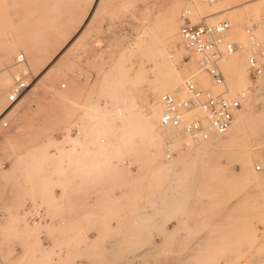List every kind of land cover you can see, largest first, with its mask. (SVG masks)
I'll return each instance as SVG.
<instances>
[{"label": "rangeland", "instance_id": "rangeland-1", "mask_svg": "<svg viewBox=\"0 0 264 264\" xmlns=\"http://www.w3.org/2000/svg\"><path fill=\"white\" fill-rule=\"evenodd\" d=\"M187 6L186 0H0V78L11 79L0 109L7 113L0 124V173L9 169L0 176V264H264V210L253 183L238 173L239 159L260 133L246 132L229 150L217 146L168 170L144 126L158 58L135 44L148 29L159 33L168 15L178 28L206 24L205 13L187 16ZM250 16L224 14L208 22H230L245 34L250 55L244 30ZM254 34L264 50V27ZM18 53L26 61L21 67ZM21 69L31 86L8 108L6 94ZM119 69L125 74H114ZM246 72L253 119L261 123L264 74L250 78L247 66ZM173 150L184 151L182 142L163 147V153ZM72 160L84 174L109 180L108 190L118 194L101 200L87 226L68 236L47 195L67 177ZM253 171L264 177V169ZM44 206L39 221L28 220ZM91 221L99 227L93 242L85 234ZM70 245L82 250H62Z\"/></svg>", "mask_w": 264, "mask_h": 264}, {"label": "bare ground", "instance_id": "bare-ground-1", "mask_svg": "<svg viewBox=\"0 0 264 264\" xmlns=\"http://www.w3.org/2000/svg\"><path fill=\"white\" fill-rule=\"evenodd\" d=\"M186 1L188 2V6L185 10L186 15L196 16L197 14L205 13L202 21L206 23V25H211V22H208V20L211 18H215L218 15L230 14L232 16H238L242 15V13H249L251 15L250 21L252 25L257 24V28H261V25H259V23L261 22L259 13L260 10L264 8V0H219L218 2L213 4H207L200 0ZM97 3H99V0H96V4ZM178 29L179 28L176 17L174 15H168L164 18L163 25L160 28L159 33L155 34L152 29H148L145 32L143 38L139 39L135 44V47L144 46L146 50H149V53L152 57L158 58L152 62L154 70L152 71L150 80L147 84L151 95H153L154 97V100L152 104L148 105L143 110L144 126L149 134L151 143L155 148L153 154L156 155V159L159 162H163L161 156L162 154H164V156L168 160V165L166 166H169L168 170H170L171 165L180 162H188L187 164H189L190 161L199 159V157L202 155H207V153L212 148L216 149L214 147L220 146L224 148L223 150H229V147L236 141H238L243 135H245L246 132H259L260 138H258L256 142L252 144L246 155L239 159L238 173L239 175L245 176L248 182L253 183V193L256 196L260 197L258 208L264 210V177L261 174H256L253 171V168L256 169L259 164H264V159L260 157V152L263 151L264 154V121L258 123L253 119L255 96L251 94V92L246 87V83L248 81L246 66L247 59L249 57V49L246 48L247 42L245 41V34L238 29H235L234 26L231 25L229 30V38L231 40L235 39V42L238 43L241 48H243L242 56H239V54L241 53H238V51H236L230 55H227L219 63V68L224 75L225 89L230 96L231 94L237 95L235 97L231 96L232 98L242 96L241 107L234 114L231 127L224 134H211L207 139L194 140L189 137L182 138L175 130L164 129L159 124V119L163 111V107L160 101L161 96L165 93H177V95H179L180 97H184L183 91L180 90L181 88H183L184 79L187 76L193 74L196 71L197 67L194 59L185 62L182 69L177 65L182 60V54H189L178 35ZM175 43L178 44L177 48H175L174 46ZM19 56L23 55L18 53L16 58ZM20 71L23 74H27V71L25 69H21ZM125 72V70L119 69L116 70L114 74L124 75ZM17 79L18 75L14 74V82ZM27 80L28 78H26V82ZM196 80L197 85L203 89H210L214 92L221 91L222 89L221 87L214 86L210 82L209 78L204 74H198ZM263 80L264 75L259 77L261 86L263 85ZM10 82L11 79L9 75H5L4 77L0 78V109L2 105L1 94H3L5 89H7V87L10 85ZM211 85L212 89L208 88V86ZM30 86L31 85L28 83L27 91L29 90ZM15 105L8 104V108H12ZM102 113L103 111L101 110L100 114ZM6 116V112H0V124L3 122ZM2 125L6 126L7 123L4 122ZM181 142L183 144L184 151H175L177 153V156H173V153H175L174 150L173 152L169 151L163 153L164 146L167 145V147L175 149L179 147ZM219 149L221 150L222 148ZM209 153L211 154L212 152L210 151ZM222 155L224 156L223 151L221 156ZM255 162H257L256 167L253 166ZM195 163L193 162L192 165H194ZM216 165L219 166V164ZM13 166L16 167L15 164ZM215 167L214 169L218 168ZM223 167L224 166H222V168ZM13 169L15 170L14 167ZM218 169H220V167ZM8 172L9 169L2 170L0 176H6ZM214 172L216 173V171ZM215 173L212 174L213 178L215 176ZM217 178L219 179L220 177ZM220 180L221 179H219V181Z\"/></svg>", "mask_w": 264, "mask_h": 264}, {"label": "built area", "instance_id": "built-area-1", "mask_svg": "<svg viewBox=\"0 0 264 264\" xmlns=\"http://www.w3.org/2000/svg\"><path fill=\"white\" fill-rule=\"evenodd\" d=\"M213 4L219 0H200ZM259 25L264 27V17ZM231 23L220 21L211 25L191 24L183 22L179 26L178 35L188 51L185 62L194 59L196 71L187 76L183 82L184 97L177 93H165L160 101L163 107L159 124L164 129L175 130L182 138L194 140L207 139L211 134L222 135L230 127L234 114L241 107V98H232L225 89L224 75L219 63L227 56L240 49L236 42L228 40L227 34ZM257 24L245 26L244 30L250 45V55L247 59V70L250 78H257L264 74V50L256 38L254 31ZM26 64L25 58H15V65L21 67ZM206 75L214 86L221 87V91L214 92L197 85V75ZM27 74H18L6 94L8 104L15 105L23 97L28 88ZM64 88V86H62ZM179 90V91H180ZM7 126V125H6ZM4 125V127H6ZM264 166L259 164L256 171H263ZM42 213L28 217L29 221H39Z\"/></svg>", "mask_w": 264, "mask_h": 264}, {"label": "crops", "instance_id": "crops-1", "mask_svg": "<svg viewBox=\"0 0 264 264\" xmlns=\"http://www.w3.org/2000/svg\"><path fill=\"white\" fill-rule=\"evenodd\" d=\"M69 170L64 180L55 181V185L49 189L47 204L54 207L55 214L58 217L63 218V225L66 226L65 234L72 236L81 227L87 226L84 222L85 219L94 215L96 206L101 200L105 197L117 196L118 192L113 193L108 190L112 186L109 180H105L102 177L89 176L90 174H84L78 170L76 160H72ZM44 210L45 206L40 212L42 213ZM88 226L89 230L85 233L86 238L93 242L97 237L99 227L93 221ZM111 227L114 228V224H111ZM62 250H69L76 254L82 249L77 245H70L69 247H62ZM76 263L78 264V262ZM80 264L83 263L81 262Z\"/></svg>", "mask_w": 264, "mask_h": 264}]
</instances>
